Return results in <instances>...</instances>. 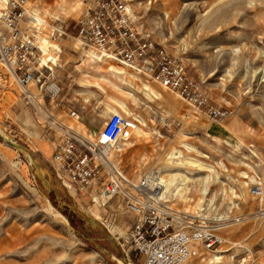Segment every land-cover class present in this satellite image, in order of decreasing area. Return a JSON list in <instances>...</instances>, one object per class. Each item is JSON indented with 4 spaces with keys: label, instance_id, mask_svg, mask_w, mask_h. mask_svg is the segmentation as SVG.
Listing matches in <instances>:
<instances>
[{
    "label": "rangeland",
    "instance_id": "rangeland-1",
    "mask_svg": "<svg viewBox=\"0 0 264 264\" xmlns=\"http://www.w3.org/2000/svg\"><path fill=\"white\" fill-rule=\"evenodd\" d=\"M82 1L41 0L36 8L40 16L59 19L75 33ZM129 2L139 29L180 56L189 76L202 84L211 100L234 114L215 122L175 92L121 65L128 75L138 76L132 86L118 76L109 77L116 88L109 82H102L105 89L84 86L86 70L92 74L88 79H94L100 71L106 73L109 63L99 70L80 66L74 71L77 57L67 52L61 108L56 103L48 107L56 109L61 121L84 131L86 126L70 117V109L88 112L99 126L111 115L106 114L109 106H114L112 112L138 118L139 129L129 132L122 152L121 165L129 175L166 179L173 197L166 196L180 212L248 214L249 219L221 230L223 243L202 250L189 264H246L243 258L249 257L264 262V198L253 201L248 194L250 183L264 185V0ZM147 85L150 91H145ZM4 91L15 98L0 103V126L8 134L0 133V264H122L115 257L124 264H142L143 256L130 242L132 217L121 198L103 208L93 205L55 166L57 136L47 131L41 114L17 89ZM93 118L83 116L81 121L91 123ZM48 200L70 225L56 218ZM109 225L117 227L114 233Z\"/></svg>",
    "mask_w": 264,
    "mask_h": 264
},
{
    "label": "built area",
    "instance_id": "built-area-1",
    "mask_svg": "<svg viewBox=\"0 0 264 264\" xmlns=\"http://www.w3.org/2000/svg\"><path fill=\"white\" fill-rule=\"evenodd\" d=\"M37 2L0 0V90L17 87L25 103L41 114L47 131L57 136L55 166L84 190L93 205L103 208L121 198L132 217L130 242L143 256L142 264H189L201 257L202 250L223 243L221 230L249 219L248 214L181 213L166 196L160 179L134 178L124 170L121 139L136 129L138 118L113 112L91 134L61 121L48 105L62 103L67 52L77 57L74 70L116 63L160 83L215 122L224 121L234 110L217 106L202 84L189 76L180 56L139 29L129 0H83L75 33L59 19L40 16ZM68 113L73 119L81 117L75 108ZM248 194L251 200L261 201L264 185L250 183ZM243 261L264 264L254 257Z\"/></svg>",
    "mask_w": 264,
    "mask_h": 264
},
{
    "label": "crops",
    "instance_id": "crops-1",
    "mask_svg": "<svg viewBox=\"0 0 264 264\" xmlns=\"http://www.w3.org/2000/svg\"><path fill=\"white\" fill-rule=\"evenodd\" d=\"M41 3V0H38V3ZM37 11L40 13V11L37 9ZM36 16V15H35ZM40 21H42V19L41 18H39V17H37ZM65 66H66V64H65ZM110 68H116L117 70H119V71H115V70H110ZM92 69H95V70H99L100 69V65H98L97 67H93ZM73 70H74V65H73ZM65 71V69L62 71V76H63V78H64V72ZM74 71H76V70H74ZM120 72H122L123 73V75L121 76V75H119V74H121ZM115 73H119V74H115ZM69 75H71V74H69ZM68 75V76H69ZM92 74H90L89 72H87V70H86V72L85 73H83V76L84 77H82V80L84 81V82H82V85H88V86H93V87H101V88H103V89H105L103 86H102V82L103 83H106V82H109V83H111L112 84V86H114L115 87V82H113L109 77L111 76V77H113V78H115L116 79V76H118L117 78H119L120 80H122L123 82H124V85L125 84H128V85H130V86H132L131 84H132V82H134V80H138V76H133L132 74H127V73H125L124 72V70L122 69V68H120L119 67V65H116L115 63L113 64V63H110L109 65H108V67H107V69H106V73H103L102 71H100L98 74H96L95 76H93L94 77V79H88V77L89 76H91ZM98 84H100V85H98ZM63 85H64V82H63ZM116 88V87H115ZM128 93H130L132 96H133V99H136L137 100V95H135V92L134 91H132V90H128ZM61 106V105H60ZM60 106H57L56 105V107H58V109H60L61 107ZM49 108V107H48ZM128 108H129V105H128ZM50 109V108H49ZM76 109V108H75ZM114 109V106L113 107H110L109 106V108L106 110V114H109V113H113L112 112V110ZM78 110H80V113H81V117H80V119H78L84 126H86V132H88V133H91V134H95L96 133V131H98L99 130V128L101 127V126H99V124H98V122L93 118V116L91 115V114H89L88 112H83L81 109H78ZM52 111V110H51ZM53 112V111H52ZM54 113V115L57 117V115H56V109H55V111L53 112ZM90 116V117H92L93 118V121L91 122V123H86V122H83V121H81V118L83 117V116ZM80 130H82V129H80ZM84 131V130H83ZM128 138V137H127ZM228 144V143H227ZM48 203H49V207L50 208H52L54 211V215L56 216V218L58 219V220H60L61 222H63V223H65V224H68V225H70V223L67 221V219H66V217L60 212V211H58L52 204H51V202L48 200ZM115 259L119 262V260L122 262V264H124V262L121 260V259H118V258H116L115 257ZM120 263V262H119Z\"/></svg>",
    "mask_w": 264,
    "mask_h": 264
},
{
    "label": "bare ground",
    "instance_id": "bare-ground-1",
    "mask_svg": "<svg viewBox=\"0 0 264 264\" xmlns=\"http://www.w3.org/2000/svg\"><path fill=\"white\" fill-rule=\"evenodd\" d=\"M82 3H83V1H82ZM133 15H134V13H133ZM112 70H115V71H119V70H117L116 68H112ZM263 73H264V70L261 72V74L263 75ZM123 80V79H122ZM16 89H17V91L19 92L20 90L16 87ZM151 90V88L147 85L146 87H145V91H150ZM152 93L155 95V97L157 96V94L152 90ZM14 95L12 94V93H10V92H6V91H3V90H0V103H2L3 105H7V104H9L10 102H12V101H14ZM117 102H118V106H120L121 104L123 105L122 106V108H123V110H126V109H128V105L124 102V101H119V100H117ZM42 103L44 104V102L42 101ZM114 110V109H113ZM112 110V111H113ZM129 110V109H128ZM132 111V110H131ZM130 113V112H129ZM139 129V126H137L136 127V130H138ZM97 132V131H96ZM0 133L4 136V137H8V134H7V131H6V129L5 128H2L1 126H0ZM127 137H128V135L127 136H124V138H122L121 139V142L124 144V146L125 145H127L128 144V139H127ZM5 140H7V141H10L11 143H12V140H8V139H5ZM185 147H186V149H192V147L191 146H189V145H187V144H185ZM22 152H24L25 153V155H27V157H28V159L31 161V162H33L34 160H33V157L31 156V154L26 150V149H22ZM173 156H174V158L175 159H178L179 158V156L177 155V153H173L172 154ZM35 159V158H34ZM174 160V159H173ZM191 161V159H189L188 160V162H190ZM29 162V161H28ZM187 162V163H188ZM33 164V163H32ZM151 177V176H150ZM158 179H160V181H162V183L164 184V187H165V192L167 193V194H169L170 192H169V182H167V180L166 179H164V178H162V177H157ZM65 183L68 185L69 184V187L70 186H72L69 182H67L66 180H65ZM173 193V192H172ZM171 194V193H170ZM170 197H173V194H171L170 195ZM112 206H113V204H111ZM121 207V206H120ZM55 212V211H54ZM180 212V211H179ZM181 213H190L191 215H195V214H193V213H191L190 211H185V212H181ZM262 215V214H261ZM111 224V223H110ZM108 229V228H107ZM117 229V227L116 226H113V225H109V230H110V232H115V230ZM121 234V233H120ZM221 253L222 252H218V253H214V258L215 259H220L221 258ZM119 259V258H118ZM119 262L120 263H122L120 260H119ZM242 262H244V261H242ZM244 264V263H243Z\"/></svg>",
    "mask_w": 264,
    "mask_h": 264
}]
</instances>
